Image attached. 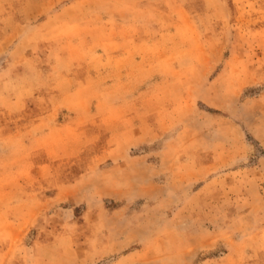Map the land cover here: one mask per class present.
<instances>
[{"label": "rangeland", "instance_id": "rangeland-1", "mask_svg": "<svg viewBox=\"0 0 264 264\" xmlns=\"http://www.w3.org/2000/svg\"><path fill=\"white\" fill-rule=\"evenodd\" d=\"M0 264H264V0H0Z\"/></svg>", "mask_w": 264, "mask_h": 264}]
</instances>
